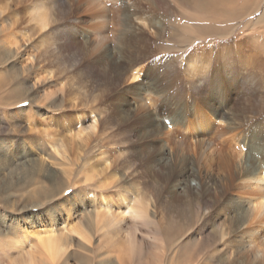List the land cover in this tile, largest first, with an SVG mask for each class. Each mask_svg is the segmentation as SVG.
I'll return each instance as SVG.
<instances>
[{
    "label": "bare ground",
    "instance_id": "1",
    "mask_svg": "<svg viewBox=\"0 0 264 264\" xmlns=\"http://www.w3.org/2000/svg\"><path fill=\"white\" fill-rule=\"evenodd\" d=\"M188 1L183 0L184 6ZM203 1L205 8L222 10L232 0ZM172 2L164 0L167 9L173 8ZM162 4L161 0H0V85L5 81L3 67L21 76L23 88L29 85L26 93L36 92L40 81L53 85L58 93L70 74L98 71L101 84L97 83L99 94L93 97L92 113L75 117V124L66 126L68 133L63 140L47 129L43 133L49 139L53 159H67L69 143L88 146L107 121L130 131L134 138L139 132V150L125 159L126 167L137 161L147 172H166L164 179L176 183L175 199L193 211L190 220L213 215L214 220L203 222L220 225L223 245L234 223L239 229H248L251 234L242 242L246 243L242 245L243 264H264V147L254 150L257 140L248 127L254 117L236 112L247 90L264 83V47L227 41L218 47L193 49L189 54L185 47L176 59L155 57L152 44L176 26L163 16ZM31 49L37 55L32 56ZM230 55L233 57L227 61ZM107 73L113 75L116 85L129 73L127 81L136 83L143 92L132 102L112 96L102 85ZM155 147L165 153L158 168L151 164L156 159L151 150ZM184 159L187 170L176 174L174 164ZM46 161L42 156L41 163ZM103 165L105 171L112 167L108 161ZM61 172L66 177L70 174ZM192 182H197L196 188ZM9 189L0 188V197ZM139 192L126 188L120 198L101 195L96 199L91 221L95 231L86 228L82 220L70 224L72 215L65 210L60 228L54 222L46 225L40 221L38 231L26 230L20 237L3 242L6 249L1 251L12 264H71L73 256L79 264H160L159 254H148L138 242V231L146 229L143 241L154 245L159 226L151 211L156 205L141 198ZM231 194L244 195L234 210L226 204ZM247 200L248 205H244ZM74 240L79 251L73 249L77 244ZM232 254L229 247L220 264H234Z\"/></svg>",
    "mask_w": 264,
    "mask_h": 264
},
{
    "label": "rangeland",
    "instance_id": "2",
    "mask_svg": "<svg viewBox=\"0 0 264 264\" xmlns=\"http://www.w3.org/2000/svg\"><path fill=\"white\" fill-rule=\"evenodd\" d=\"M172 1L174 6L169 10L167 5H164V0H161V4L165 6L162 14L171 18V24L176 26L152 44L155 57L172 56L176 59L185 52V47L186 54H189L193 49L212 45L218 47L227 41H236L242 45L252 42L258 48L262 45L264 47V0H232L229 1L230 5L222 10L216 7L205 8L202 3L205 4L206 1L201 0L188 1L186 6L183 0V3L181 0ZM30 52H33L32 56L37 55L32 49ZM232 57L230 55L227 61ZM2 70L5 73V81L0 85V188H10L8 193L0 197L2 264H12L5 256L7 254L1 251L6 249L5 242L20 237L26 230L30 233L38 231L37 223L40 221L46 225L54 222L60 228L65 220V210L72 215L73 222L70 224L82 220L86 228L90 227L95 231V226L91 223L95 200L100 199L101 195L120 198L124 196L126 188L133 192L139 190L141 198L151 199L152 204L156 205V208L151 210L159 221L157 231L154 232L156 241L152 246L145 245L143 237H146L147 231L143 229L142 232L138 231V242L143 244L148 254L158 253L160 264H220L229 247L233 252L232 263L245 262L243 246L246 243L243 245L242 242L251 234L248 229H239L232 223L233 227L229 228L230 235L226 242L228 245H223L219 236L220 225L212 226L211 222L204 224L214 220L210 217L213 215L209 214V217L205 216L198 221L190 220L193 211L188 209L189 206L185 205L184 201L175 199L176 183H169L164 179L168 177L164 176L165 171L162 174L147 172V168H141L140 162L137 161L133 162L134 167L131 166L132 163L126 167L125 159L139 150L136 145L140 141L139 132L134 138L130 131L124 132L113 121H107L104 129L91 139L88 146L69 143L71 150L65 154L67 159L58 156V161L53 159L51 154L54 152L43 133L47 129L54 137L63 140L68 133L66 126L72 123L74 125L75 117L92 113L93 97L99 94L97 83H100V79L96 74L98 71H78L70 74V79L64 78L61 83L63 90L58 93H55L53 85L43 81H40L36 92L26 93L29 85L24 88L20 85L23 83L20 75L13 73L9 67H3ZM32 73L29 76H32ZM108 73L106 76L102 75V85L111 90L112 96H120L122 100L132 102L143 92L136 83L127 81L129 73L123 76L117 85L113 75ZM31 78L34 79V76ZM43 98H48L46 103L41 102ZM243 99L241 102L244 103L235 110L254 117L253 125L248 127L257 140L254 148L257 150L264 147V111H261L264 106V83L250 87ZM71 103L75 105L71 106ZM151 150L156 157L151 164L158 168L159 160L165 158L164 150L160 147ZM42 156L47 160L44 164L41 163ZM34 161L35 164L32 163ZM104 161L111 163L109 171L103 170ZM174 165L176 174H184L188 161L184 159ZM133 169L136 170L134 174ZM62 170L70 173L69 176L63 175ZM207 182L209 181L205 183ZM191 185L196 188L197 182H192ZM210 185H213L211 181ZM103 191L106 193L102 194ZM214 197L218 199L219 194H214ZM243 198L244 195L231 194L226 204L230 210H234ZM248 203L247 200L244 205ZM212 213H215L214 209ZM28 243L35 242L28 240ZM75 243L77 244L73 249L79 251L78 241ZM70 263L79 264V260L73 256Z\"/></svg>",
    "mask_w": 264,
    "mask_h": 264
}]
</instances>
